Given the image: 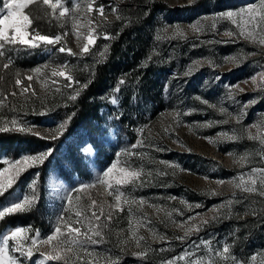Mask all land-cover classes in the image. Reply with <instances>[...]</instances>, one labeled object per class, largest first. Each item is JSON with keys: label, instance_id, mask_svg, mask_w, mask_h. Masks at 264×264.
I'll return each mask as SVG.
<instances>
[{"label": "rangeland", "instance_id": "374dc122", "mask_svg": "<svg viewBox=\"0 0 264 264\" xmlns=\"http://www.w3.org/2000/svg\"><path fill=\"white\" fill-rule=\"evenodd\" d=\"M150 1L92 0L94 10L86 12L88 0H61L69 12L59 18L60 8L55 16L40 3L25 9L33 20L30 32L60 35L62 39L59 44L41 43L36 48L17 46L7 54L13 60L8 69L2 67L7 56L0 60V127H27L46 138L44 144L15 141L2 149L0 171L8 168L7 177L13 172L11 165L24 155L49 151L64 171L54 167L48 171L43 223L33 231L22 223L8 224L0 232L2 247L4 235L18 227L28 230L18 241L8 242L9 255L19 264H64L63 260L47 259L55 242L40 241L52 234L59 216L76 219L77 201L87 207L95 200L97 206L105 205L107 213L116 203V189L124 193L121 207L111 208L112 220L101 230L102 237H93L98 243L74 249L79 258L69 254L71 264H264V195L246 191L253 187V179L258 190L264 187L259 173L253 172L264 169V78L260 75L264 73V44L260 43L264 22L253 29L256 21L246 24V18L238 16L233 24L219 16L249 6L259 10L261 0H160L152 16L139 26L140 36L130 47L136 63L153 60L164 70L159 71L153 85L144 84L142 90L134 91L137 99L128 109L132 119H121L124 111L118 90L124 80L122 74L102 94L110 105L102 106L101 117L91 120L90 134L80 128L65 135L56 147L49 140L66 118L53 113L37 118L39 112L50 109L51 103L65 104L77 94L120 28L133 18L145 16ZM5 2L0 0V9ZM100 5L105 6L104 16L95 11ZM193 24L200 30L194 31ZM177 26L183 36L174 35ZM91 28H95V43L88 53H82L86 43L83 37ZM242 28L254 32L255 39L241 36ZM228 32L233 35H226ZM60 47L66 50L60 52ZM68 48L74 54H69ZM65 65L66 74L73 78L71 87L65 77L51 76L52 68ZM37 67L41 68L39 76L33 72ZM17 72L22 81L19 86L15 84ZM28 75L33 77L31 82ZM45 81L47 87L42 88ZM29 83L31 89L21 94L19 89ZM11 92L17 95L13 97ZM13 119L16 125L11 123ZM71 154L80 158V170L73 168ZM113 164L116 170L109 188L97 180ZM119 169L135 170L139 176L117 185ZM19 176L0 210L25 195L36 196V190L28 186L39 185L38 173H33L25 187L16 183ZM85 184L93 186L81 187ZM70 192L71 206L66 201ZM133 200L137 203H131ZM203 220L208 223L203 224ZM193 225L199 230L193 228L185 236ZM37 232L39 241L33 246L31 240ZM17 244L25 250L31 247L32 256L25 258L14 252ZM60 254H65L63 249Z\"/></svg>", "mask_w": 264, "mask_h": 264}, {"label": "snow or ice", "instance_id": "6c2138e0", "mask_svg": "<svg viewBox=\"0 0 264 264\" xmlns=\"http://www.w3.org/2000/svg\"><path fill=\"white\" fill-rule=\"evenodd\" d=\"M36 3H40L44 6H46L48 9L51 10L50 15H56L57 9H62L58 13V17H65V15L69 12V9L67 7H64L61 4V0H6V2L3 5V8L0 9V60H3L6 56V61L2 64L3 69H8L9 66L13 63L12 57L8 56L7 54L11 51H14L17 46H22L26 48H36L39 47L41 43L47 44V45H55L59 44L61 42L62 37L60 35H56L54 37H50L47 35H41L38 31L32 30L29 31L33 20L30 18V15L25 12V9L28 8L29 5H33ZM76 8L79 9L80 5L77 4ZM6 10V14H5ZM86 12H92L94 9L92 7V0H88L86 3V7L84 9ZM95 11L100 16L105 15V6L100 5L98 8L95 9ZM113 12H115V9H112ZM221 18L231 20L233 24L236 23V17L246 18L245 23H252L253 21H256V23H252L253 29H255L259 22H264V0H261V7L259 10H257L256 7L249 6L239 9L238 11H225L219 14ZM91 23V21H89ZM215 25H213L214 27ZM76 25L73 23V28L75 29ZM192 28L194 31H199L200 29L197 27L196 24L192 25ZM264 31V29H262ZM95 32V28H91L88 32V34L83 37V39L86 40V43L82 46V53H88L89 52V46L93 45L95 43V37L92 33ZM175 34H179L180 36H183V33L179 31V28L177 26V31ZM241 36L254 40L255 35L252 31L245 32L243 28L241 29ZM66 35V33H65ZM226 35H233V33L228 32ZM77 37H80V34L77 33ZM261 44H264V38H261L260 40ZM60 52H64L66 49L65 47H60L58 49ZM69 54L72 53V49H67ZM45 68L48 67L47 65L44 66ZM65 66H61L59 69L52 68L51 69V76L52 77H65L69 83L68 87H71L72 85V76L67 75L64 68ZM37 76L41 74V68L37 67L33 70ZM262 78H264V73L260 74ZM16 80L15 84L17 86L21 85L22 81L19 78L20 73H16ZM32 75L27 76V80L29 82L32 81ZM2 79V77H0ZM247 82V81H246ZM55 83V81H54ZM252 83H256V78H252ZM42 88L47 87V81L41 85ZM236 88H239V85L237 84L235 86ZM31 89V83L28 85L21 87L19 89L21 94L27 93ZM58 90V89H57ZM242 91V89H241ZM10 95L15 97L17 95L16 92H11ZM32 95H35V92H32ZM75 95L71 97V99H75ZM4 99H7L5 97ZM207 103V101H205ZM3 104V100H0V105ZM13 125L17 124V121L13 119L11 121ZM66 127V122L61 123L58 128L55 129V131L52 133V138L55 139L59 134L62 133L64 128ZM8 130L7 125L4 127H0V131H6ZM14 131H28L32 132L33 130L31 128L27 127H19V128H13ZM35 135H40L39 133H34ZM232 139H235V137H231ZM250 139H255L256 137H253L249 135ZM261 143H264V140H261ZM51 153L45 152L41 153L39 155H24L21 159L16 160L12 165L13 172L12 174H9L7 177L5 176V173L9 172L8 168H5L3 171H0V195H3L5 191L12 187L13 183L15 182V179L19 176V174L23 171H25L28 167H31L32 164L35 163H43L47 156H49ZM116 170V165L113 164L110 168H108L105 172H103L102 177L98 178L97 182L103 185H106L107 187L111 188L112 184L109 182L110 178L112 177V174ZM253 172H258L260 176V183L261 185H264V169H253ZM118 175L120 176L119 179H115V183L117 185L126 184L131 182V180L134 177H138L139 173L135 170L129 172L127 169H119ZM253 187H250L246 189V191L249 192H256L259 191L261 195H264V187L261 189H257L255 187L256 180L253 179L250 181ZM219 183H223V181H219ZM92 184H85L81 187L87 189L92 187ZM75 191H79V189H75ZM118 194L115 196L116 203L115 205L109 206V211L105 212V205L100 204L97 206V202L95 200H92L91 203L87 206H81L79 205V202L77 201V206L75 210V216L76 219L73 220L71 217H69L67 220L64 219L63 216H59L57 218L56 227L54 228L52 234L48 235L46 238H44L42 243L49 244L53 243L52 247V254H49L47 256V259L55 260V261H64V264H71V256L76 255L77 258H79L78 254L74 252V249H82L85 248L86 244H96L99 241L93 239V237H102V229L107 227L108 222L112 220V212L111 208H117L119 209L121 207L120 205V199L121 196L124 195V193L119 192L118 189H116ZM111 194V193H109ZM36 197L35 194L32 195L31 198H29L27 195H25L22 200H18L15 202H12L10 206H5L3 210H0V218H3L6 213H16V212H23L27 211L28 208H30L35 201ZM66 201L68 205L73 204V197L71 192L67 195ZM127 202V201H126ZM131 203L135 204L136 201H131ZM140 204H143L144 201L140 200ZM196 207H199V205H196ZM95 209V210H92ZM70 210V209H69ZM104 218L103 220L101 218ZM215 218V217H214ZM190 219H194L190 218ZM207 220H203V224H207ZM73 224L77 225L76 227H73ZM62 226L64 228V231H62ZM84 229L82 232L81 229ZM195 228L196 230H199V227L197 225H193L191 228L188 229L187 232H185V236H187L192 230ZM28 231L25 228H16L13 230L10 234H6L3 236V246L0 247V264H19L18 260L15 258L14 255H9V247L8 242L9 239L13 241H18L19 238L23 233ZM140 239H143V237H140ZM178 239H184V237H178ZM39 241V233H36L35 238L31 240V244L34 246ZM65 245H68V247L64 248ZM63 249L64 255L60 254V250ZM224 252H228V247H224ZM14 252H19L22 257H31L33 252L32 248L29 247L26 250L23 248L22 245L17 244V246L14 248Z\"/></svg>", "mask_w": 264, "mask_h": 264}, {"label": "trees", "instance_id": "16d2710c", "mask_svg": "<svg viewBox=\"0 0 264 264\" xmlns=\"http://www.w3.org/2000/svg\"><path fill=\"white\" fill-rule=\"evenodd\" d=\"M136 2L137 0H131ZM160 0H152L148 2V12L145 16H138L131 19L127 24L123 25L116 37H114L108 46V51L102 60L95 63L92 71L88 75L85 84L79 89L75 95V99H70L65 104L49 105V110L39 112L37 118H41L45 113H53L66 118V127L63 132L55 139L51 138L49 142L56 147L60 146L64 141V136L76 133L87 129L85 132L90 134L91 128L88 127L91 120L99 119V113L102 106H109V100H106L102 94L113 85L123 75L124 80L120 84L119 99L123 108V116L121 119H132L128 109L137 97L134 96V91L138 88L142 90V86L153 85L159 71L164 70L155 61L150 60L146 64L136 63V54L131 49L130 45L140 36V25L144 24V20L152 16L154 9L161 4ZM144 90V89H143ZM155 91H157L155 89ZM157 95V94H155ZM158 98V96H157ZM159 103L162 98H158ZM138 101V100H137ZM158 101V100H157ZM137 102H135L136 105ZM35 132L14 131L8 129L0 131V151L10 147L15 141H26L28 144L35 142L45 143L46 138L42 135H35ZM122 137V135H119ZM129 137V136H128ZM69 159L72 161L73 168L80 170V158L75 154ZM51 167L57 168L59 171H64V166L53 159L52 156H47L43 163H39L30 167L21 174L16 181L20 186L25 187L26 182L30 181L33 173H38L39 185L31 186L29 183L28 189L36 190V199L32 206L27 211L6 213L3 218H0V232L8 224L22 223L31 226L32 231L39 224L43 223L45 213V182L48 171ZM32 171V172H31ZM14 185L7 189L3 195H0V205L5 201L6 197L13 190ZM117 264V263H111Z\"/></svg>", "mask_w": 264, "mask_h": 264}]
</instances>
